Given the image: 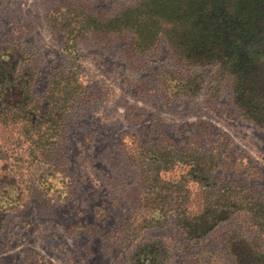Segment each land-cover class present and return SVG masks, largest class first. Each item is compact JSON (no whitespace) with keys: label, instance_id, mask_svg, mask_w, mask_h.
I'll use <instances>...</instances> for the list:
<instances>
[{"label":"rangeland","instance_id":"1","mask_svg":"<svg viewBox=\"0 0 264 264\" xmlns=\"http://www.w3.org/2000/svg\"><path fill=\"white\" fill-rule=\"evenodd\" d=\"M135 1L0 0V44L19 48L33 95L44 96L49 76L67 70L72 57L90 98L64 118L48 194L24 192L32 186L27 177L20 188H0V264H222L232 245L261 247L246 213L211 222L223 210L216 195L194 181L191 166L173 165L218 146L229 161L211 172L215 183L203 182L243 186L264 200V128L234 105L217 68L182 65L164 36L138 55L127 37L76 38L83 24L54 21L67 8L108 18ZM67 32L74 55L65 49ZM155 156L169 163L157 167ZM173 210L195 228L202 221L214 227L191 240L175 226ZM154 247V262L134 259Z\"/></svg>","mask_w":264,"mask_h":264},{"label":"trees","instance_id":"2","mask_svg":"<svg viewBox=\"0 0 264 264\" xmlns=\"http://www.w3.org/2000/svg\"><path fill=\"white\" fill-rule=\"evenodd\" d=\"M54 21L62 27L72 22L83 24L85 34L76 38L86 34L127 37L132 51L138 55L150 51L164 36L182 65L217 68V82L231 84L234 105L246 118L264 128V0H136L108 18L67 8L55 15ZM66 34L65 49L74 55L71 48L74 37L70 32ZM19 52L14 44H0V188H20L21 179L27 177L32 186L24 192L48 194L52 181L49 179L55 177L59 168L57 155L64 118L72 107L90 98L81 91L72 57L67 70L49 76L46 94L36 98L32 93L34 76L30 67L22 63ZM189 82L183 79L181 87L187 90ZM224 152L223 148L211 146L203 154L205 157L199 153L188 164L175 160L173 165L191 166L194 181L216 195L214 205L223 210L213 214L211 222L224 221L242 211L262 241L261 247L250 242L232 245L228 252L230 260L222 264H264V200L243 186L227 185L219 189L203 182L211 177L209 182L215 183L218 175L212 176L211 172L216 173L229 161ZM153 163L162 168L169 162L155 156ZM242 191L254 199L248 200L244 195L229 202L236 192L244 194ZM173 214L175 226L191 240L204 237L214 227L202 221L195 228L179 210H173ZM156 254L158 247L138 250L134 259L154 262Z\"/></svg>","mask_w":264,"mask_h":264}]
</instances>
